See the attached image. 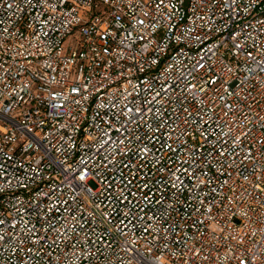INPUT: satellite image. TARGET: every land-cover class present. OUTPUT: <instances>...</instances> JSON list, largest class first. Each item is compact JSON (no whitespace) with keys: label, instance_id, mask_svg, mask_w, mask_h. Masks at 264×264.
<instances>
[{"label":"built area","instance_id":"2783aa9c","mask_svg":"<svg viewBox=\"0 0 264 264\" xmlns=\"http://www.w3.org/2000/svg\"><path fill=\"white\" fill-rule=\"evenodd\" d=\"M0 264H264V0H0Z\"/></svg>","mask_w":264,"mask_h":264}]
</instances>
